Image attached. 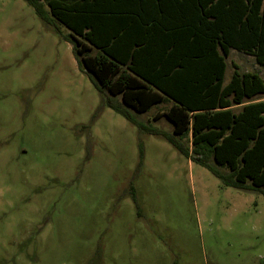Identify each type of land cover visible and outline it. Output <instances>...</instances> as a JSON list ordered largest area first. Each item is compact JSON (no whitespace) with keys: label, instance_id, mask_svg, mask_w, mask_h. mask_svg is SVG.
I'll list each match as a JSON object with an SVG mask.
<instances>
[{"label":"rangeland","instance_id":"obj_1","mask_svg":"<svg viewBox=\"0 0 264 264\" xmlns=\"http://www.w3.org/2000/svg\"><path fill=\"white\" fill-rule=\"evenodd\" d=\"M58 28L0 0V264H264V197L104 107ZM168 107L130 112L171 133Z\"/></svg>","mask_w":264,"mask_h":264},{"label":"trees","instance_id":"obj_2","mask_svg":"<svg viewBox=\"0 0 264 264\" xmlns=\"http://www.w3.org/2000/svg\"><path fill=\"white\" fill-rule=\"evenodd\" d=\"M24 1L45 25L68 31L104 107L224 187L264 197V80L234 70L225 83L231 50L264 68V0ZM166 103L171 133L130 112Z\"/></svg>","mask_w":264,"mask_h":264}]
</instances>
